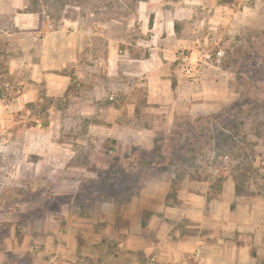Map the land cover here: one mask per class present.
Returning a JSON list of instances; mask_svg holds the SVG:
<instances>
[{
    "label": "rangeland",
    "instance_id": "rangeland-1",
    "mask_svg": "<svg viewBox=\"0 0 264 264\" xmlns=\"http://www.w3.org/2000/svg\"><path fill=\"white\" fill-rule=\"evenodd\" d=\"M193 1L0 0V72L10 77L0 99V264H38L44 243L65 229V211L123 201L146 178L176 190L189 177L213 186L230 177L246 201L264 199V0L240 17L229 13L232 0ZM213 5L200 32L212 35L225 58L200 88L211 87L209 102L225 95L220 111L200 113L205 99L188 98L192 86L172 104L150 108L140 77L124 74L123 65L112 89L133 93L137 109L92 108L93 87L83 90L78 66L98 52L106 59V48L82 52L81 30L105 32L120 43L119 57L128 48L127 57L140 59L150 54L147 26L157 18L174 16L178 39L189 41ZM225 12L232 17L226 23ZM99 69L107 79L109 67ZM63 76L70 85L52 95L46 79Z\"/></svg>",
    "mask_w": 264,
    "mask_h": 264
},
{
    "label": "crops",
    "instance_id": "crops-1",
    "mask_svg": "<svg viewBox=\"0 0 264 264\" xmlns=\"http://www.w3.org/2000/svg\"><path fill=\"white\" fill-rule=\"evenodd\" d=\"M239 1L247 2L246 10L253 2ZM239 1L235 5L243 3ZM214 8L216 5L204 7L207 16L204 21L200 19L198 34L201 35L200 28L207 25ZM229 9V13L238 12L235 16L240 17L241 6H229ZM220 17L225 23L232 20L226 12ZM176 22L174 16H166L147 26L152 38L147 45L150 54L140 59L127 57L128 48L120 51L124 55L119 57L120 43L105 32L93 28L79 32L84 44L82 52L101 43L106 48L103 51L106 59L100 60L98 52L96 58L91 57L78 66L80 80L86 84L83 90H90L89 85L93 87V109H137L133 93L117 95L112 89L114 77L111 76H116L115 68L123 65L127 71L124 74L140 77L137 83L146 88V105L150 108L172 104L176 92L184 95L181 89L192 86L198 88L192 89L188 98L205 99L200 113L221 110L216 108L222 106L225 95H220L219 101L209 102L206 99L212 97L211 87L200 88L201 84L177 77L175 53L192 47L195 38L178 39ZM102 61L109 67L107 79L98 76L102 74L99 69ZM49 78L48 87L56 96L64 93L71 83L67 76ZM213 184L189 177L174 190L171 181L146 178L138 194H129L123 201L106 200L95 204L90 213L65 211L62 220L65 229L44 243L46 251L39 254L38 264H195L192 256L199 250L204 264H264V199L246 201L230 177L223 185ZM36 251L39 252L38 248Z\"/></svg>",
    "mask_w": 264,
    "mask_h": 264
},
{
    "label": "built area",
    "instance_id": "built-area-1",
    "mask_svg": "<svg viewBox=\"0 0 264 264\" xmlns=\"http://www.w3.org/2000/svg\"><path fill=\"white\" fill-rule=\"evenodd\" d=\"M234 0L232 6H241V11L246 10L247 2L238 3ZM243 8V9H242ZM225 58V50L216 42L210 33L204 36H196L193 40V46L179 50L175 53L176 75L179 79L190 83L202 84L213 69H218ZM192 260L195 264H204L201 250L194 253Z\"/></svg>",
    "mask_w": 264,
    "mask_h": 264
},
{
    "label": "trees",
    "instance_id": "trees-1",
    "mask_svg": "<svg viewBox=\"0 0 264 264\" xmlns=\"http://www.w3.org/2000/svg\"><path fill=\"white\" fill-rule=\"evenodd\" d=\"M4 66H5L4 62L0 61V71H1L2 68H4ZM5 70H6V68H5ZM0 75L3 78V79L0 78V99H3L5 97V94H6V91H7L4 83H5V81L7 79L10 78L9 77V71L6 70L5 72H0ZM17 97H19V96L15 95V94L14 95L12 94V99H16Z\"/></svg>",
    "mask_w": 264,
    "mask_h": 264
}]
</instances>
